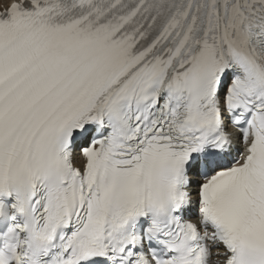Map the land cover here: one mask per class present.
<instances>
[{"label": "snow or ice", "instance_id": "obj_1", "mask_svg": "<svg viewBox=\"0 0 264 264\" xmlns=\"http://www.w3.org/2000/svg\"><path fill=\"white\" fill-rule=\"evenodd\" d=\"M0 264H264V0H0Z\"/></svg>", "mask_w": 264, "mask_h": 264}]
</instances>
